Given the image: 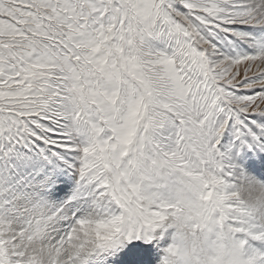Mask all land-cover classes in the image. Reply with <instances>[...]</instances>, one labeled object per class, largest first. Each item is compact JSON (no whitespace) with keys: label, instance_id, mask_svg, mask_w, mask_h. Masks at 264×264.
Returning a JSON list of instances; mask_svg holds the SVG:
<instances>
[{"label":"snow or ice","instance_id":"1","mask_svg":"<svg viewBox=\"0 0 264 264\" xmlns=\"http://www.w3.org/2000/svg\"><path fill=\"white\" fill-rule=\"evenodd\" d=\"M186 178L264 264V0H0V264H165Z\"/></svg>","mask_w":264,"mask_h":264},{"label":"clouds","instance_id":"2","mask_svg":"<svg viewBox=\"0 0 264 264\" xmlns=\"http://www.w3.org/2000/svg\"><path fill=\"white\" fill-rule=\"evenodd\" d=\"M187 192L173 201L176 211L170 212L169 245L165 264H246L242 246L217 218L215 200L201 199V183L186 178ZM237 199L246 209L264 212V181L239 185Z\"/></svg>","mask_w":264,"mask_h":264}]
</instances>
